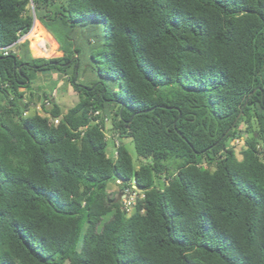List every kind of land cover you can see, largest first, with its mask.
I'll return each instance as SVG.
<instances>
[{
	"label": "trees",
	"instance_id": "obj_1",
	"mask_svg": "<svg viewBox=\"0 0 264 264\" xmlns=\"http://www.w3.org/2000/svg\"><path fill=\"white\" fill-rule=\"evenodd\" d=\"M31 7L62 55L0 53V264H264V0H0V47ZM38 72L77 92L57 125Z\"/></svg>",
	"mask_w": 264,
	"mask_h": 264
},
{
	"label": "built area",
	"instance_id": "obj_2",
	"mask_svg": "<svg viewBox=\"0 0 264 264\" xmlns=\"http://www.w3.org/2000/svg\"><path fill=\"white\" fill-rule=\"evenodd\" d=\"M31 11H32V15H33V22L31 27L29 28V30L23 34H21L19 36V38L17 39L16 42L4 46V47H0V53L2 55H7L11 52H15V46L18 42H24V41H28V47L29 50L31 52V55L33 57H43V58H50L48 57L50 55L51 52H56L59 50V45L56 44V46L51 49V43L48 41V39L46 38V36H44L43 34H38V32L36 31V21L39 22L35 15H34V11L33 8L31 7ZM45 32V31H44ZM46 33V32H45ZM34 40V45L30 46L29 42L31 43ZM46 96L41 97V101L38 102H29L30 107H32V109L34 110L33 113L39 114L42 117L47 118L48 122L52 125H57L61 119V116H52L51 113L49 112V109L51 107V103L52 101H54V97L57 95V91L56 89H52L49 93H46ZM27 111L26 110L24 112V115H27ZM93 115H97L99 114V111H94L92 113ZM108 120L106 117L104 118V121ZM98 119H95V122H98ZM83 128V127H81ZM80 128V129H81ZM107 132H105L106 138H110L107 137ZM113 141L115 142V145H118V138L117 136L112 137ZM231 144H243V138L239 137L234 139ZM258 150L261 151L264 154V146L263 145H258L257 146ZM122 184L120 179L116 180V187H117V191H119V199L120 202L123 206V209L129 213L133 206L136 204V200L138 198H142L143 197V192L141 189H139L137 187V185L135 183H130L127 186H121Z\"/></svg>",
	"mask_w": 264,
	"mask_h": 264
},
{
	"label": "rangeland",
	"instance_id": "obj_3",
	"mask_svg": "<svg viewBox=\"0 0 264 264\" xmlns=\"http://www.w3.org/2000/svg\"><path fill=\"white\" fill-rule=\"evenodd\" d=\"M36 23L38 24V26H39V28L41 30H44V26L42 24H40L37 21H36ZM48 33H46L50 37V40L48 39V41L52 45L51 49H53L56 46V43H55L54 39ZM79 33H81V32L79 31ZM79 40L82 43H85L84 37H82V35H80ZM29 45L33 46L34 45V40L31 43L29 42ZM61 55H62L61 51L58 50L56 52H51L48 57L52 58V57H57V56H61ZM80 59H81V63L79 65V67H77V70L75 71V75H77L79 73V81H83L85 76H86V73H88V72H86L87 68L85 66V63H83V62H85V60L83 59L82 56H81ZM43 81H44V79H43L42 73L38 72L37 76L35 77V79L33 80L32 83L34 85H41V84H44ZM47 82H48L47 84H49V85L46 87L47 90H45V91H46V93H49L52 89H54V88L56 89L57 95L54 97L55 98L54 101H56V103L60 106V108L66 109L67 107H70V106L74 105L77 102V100H78L77 92L73 90L72 86L68 83V81L66 79H58V80H53V81L48 80ZM29 96L30 95L28 93V97ZM32 98H36V97H32ZM29 107H30V104H29ZM33 112H34V110H33ZM105 126L108 129L110 128V120H109V118H108V120L105 121ZM106 132H107L106 133L107 137H109V136L110 137H114L113 134L109 133L108 130ZM118 139L126 147L127 151L129 152V154L132 157L133 165H134V167H136L137 163H138V160H137V154H136V151H135V148H134V143H133L132 139L130 137H122V138L120 137ZM238 145L239 144L236 145L237 151L240 148ZM107 152L108 153H114L115 152V146L113 144L112 139H110V138L107 139ZM110 190L116 191L117 187L114 186V185H111Z\"/></svg>",
	"mask_w": 264,
	"mask_h": 264
},
{
	"label": "crops",
	"instance_id": "obj_4",
	"mask_svg": "<svg viewBox=\"0 0 264 264\" xmlns=\"http://www.w3.org/2000/svg\"><path fill=\"white\" fill-rule=\"evenodd\" d=\"M40 23V22H39ZM41 24V23H40ZM44 31L46 32V33H48L47 32V30L44 28ZM52 38H53V36L50 34V33H48ZM54 39V38H53ZM54 41H55V43L57 44V42H56V40L54 39ZM58 45V44H57ZM42 76H43V79H44V84H47L48 82V80H51V79H53L54 77H55V74L54 73H51V74H49L48 72H43L42 73ZM41 99L42 98H33V99H30L31 100V102H38V101H41ZM56 102V101H55ZM62 110H65V109H62ZM28 114H33V109H32V107L31 108H28V111H27V115Z\"/></svg>",
	"mask_w": 264,
	"mask_h": 264
},
{
	"label": "bare ground",
	"instance_id": "obj_5",
	"mask_svg": "<svg viewBox=\"0 0 264 264\" xmlns=\"http://www.w3.org/2000/svg\"><path fill=\"white\" fill-rule=\"evenodd\" d=\"M36 31L38 32V34H43L44 36L47 37V39L50 40V37L44 32V30H41L38 26V24L36 23Z\"/></svg>",
	"mask_w": 264,
	"mask_h": 264
},
{
	"label": "water",
	"instance_id": "obj_6",
	"mask_svg": "<svg viewBox=\"0 0 264 264\" xmlns=\"http://www.w3.org/2000/svg\"><path fill=\"white\" fill-rule=\"evenodd\" d=\"M74 57H77V55L75 54Z\"/></svg>",
	"mask_w": 264,
	"mask_h": 264
}]
</instances>
